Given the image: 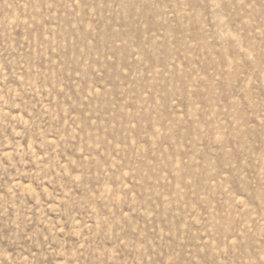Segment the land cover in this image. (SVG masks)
<instances>
[{
    "label": "rangeland",
    "instance_id": "rangeland-1",
    "mask_svg": "<svg viewBox=\"0 0 264 264\" xmlns=\"http://www.w3.org/2000/svg\"><path fill=\"white\" fill-rule=\"evenodd\" d=\"M0 264H264V0H0Z\"/></svg>",
    "mask_w": 264,
    "mask_h": 264
}]
</instances>
